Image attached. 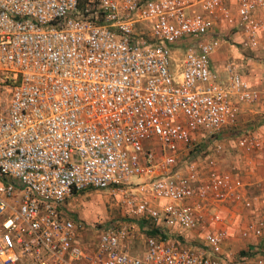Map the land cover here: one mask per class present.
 I'll return each instance as SVG.
<instances>
[{"label":"built area","instance_id":"obj_1","mask_svg":"<svg viewBox=\"0 0 264 264\" xmlns=\"http://www.w3.org/2000/svg\"><path fill=\"white\" fill-rule=\"evenodd\" d=\"M259 10L264 0H0V264H263L260 249L223 247L215 204L241 181L200 177L191 161L249 95L231 64L212 65L218 23L255 37ZM127 188L141 195L128 211L158 231L108 219L83 247L66 200Z\"/></svg>","mask_w":264,"mask_h":264},{"label":"rangeland","instance_id":"obj_2","mask_svg":"<svg viewBox=\"0 0 264 264\" xmlns=\"http://www.w3.org/2000/svg\"><path fill=\"white\" fill-rule=\"evenodd\" d=\"M254 15L258 24L255 37H248L245 29H238L233 22L218 23V42L212 52L214 69L225 74L231 64L230 71L241 75L248 83L249 95L239 103L234 125L220 136L205 140L201 146L205 152L191 157L200 177L206 170L215 168L241 181L234 194L229 193L223 202L215 204L217 211L214 212L219 216L217 224H223L226 231L224 250L247 257L255 248L264 252V10ZM0 101L5 105L3 92H0ZM183 160L178 165L185 168ZM255 171L258 180L252 177ZM140 197L135 189L127 188L120 193L88 190L68 198L67 213L84 227L80 232L83 247H91L93 227L102 221L140 222L142 218L128 211L129 201ZM214 226L216 224L202 226L197 237H202ZM130 245L133 250L140 251V236H135Z\"/></svg>","mask_w":264,"mask_h":264},{"label":"trees","instance_id":"obj_3","mask_svg":"<svg viewBox=\"0 0 264 264\" xmlns=\"http://www.w3.org/2000/svg\"><path fill=\"white\" fill-rule=\"evenodd\" d=\"M143 222H144L143 220H140V225H141V227H142ZM142 229H143L144 231H146L147 233H149V234H154V233H156V231H158L157 229L147 230V229H145L144 227H142Z\"/></svg>","mask_w":264,"mask_h":264},{"label":"crops","instance_id":"obj_4","mask_svg":"<svg viewBox=\"0 0 264 264\" xmlns=\"http://www.w3.org/2000/svg\"><path fill=\"white\" fill-rule=\"evenodd\" d=\"M218 26H219V24H218ZM217 29H219L218 27H217ZM213 56H212V65H213V63H214V61H213ZM238 117V116H237ZM253 179H256V180H258L259 179V176H258V174H257V172L255 171V173H253Z\"/></svg>","mask_w":264,"mask_h":264}]
</instances>
